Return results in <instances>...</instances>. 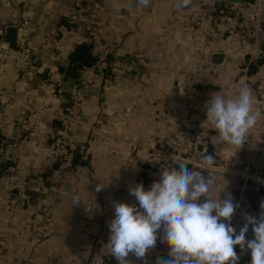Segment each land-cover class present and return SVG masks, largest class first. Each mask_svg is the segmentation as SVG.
Returning a JSON list of instances; mask_svg holds the SVG:
<instances>
[{"label":"crops","instance_id":"obj_1","mask_svg":"<svg viewBox=\"0 0 264 264\" xmlns=\"http://www.w3.org/2000/svg\"><path fill=\"white\" fill-rule=\"evenodd\" d=\"M70 2L10 0L3 9L0 5V166L5 162L1 158L4 144L16 143L14 161L0 174V206L4 205L2 188L22 189L28 206V195L42 189L38 205L43 213L58 212L60 218L54 225L59 234H66L62 241L73 235V250L87 251L88 256L99 252L98 257H91L93 264H118L107 246L113 204L138 206L129 189L143 183L147 190L161 178L162 168L146 145H167L174 138L186 137L195 119L192 106L204 101L186 100L194 75L199 78L197 87L206 89L244 70L238 66L249 56L250 60L255 54L260 56L254 71L246 74L251 75L247 85L254 91L257 124L264 126V45L255 47L238 27L229 5L218 6L217 0H190L182 9L176 7L177 0H150L147 7L137 5L136 0H91L92 13L103 21L101 30L113 51L105 71L95 69L87 83L80 82L79 76L74 80L63 71L74 47L85 43L83 34L68 20L76 9L72 10ZM8 23L17 25L15 47L1 37ZM214 52L224 54L219 65L210 62ZM72 93H78L76 114L65 122L67 96ZM206 118L200 111L196 121L205 124ZM213 133L217 136L215 129ZM223 144V154H218L238 149ZM74 148L84 159L88 157L86 164L75 165L57 193L46 190L48 171ZM259 155L256 160L264 168V149ZM232 171L222 165L204 170L205 176L214 177V199L231 196L234 202L238 183ZM100 184L104 187L97 192ZM74 195L82 200L79 204H73ZM84 201L90 204L89 213L81 212ZM258 202L264 204V196ZM13 215L23 217L26 211H0V219ZM245 215L253 216L240 210L232 217L237 234L246 223ZM28 227L14 234L24 239L33 236ZM253 238L248 231L246 240ZM36 244L30 237L28 243L17 246L32 250ZM164 246L158 237L145 259L133 254L127 259L130 264H157L158 258L164 259L160 253ZM244 253L248 259L243 264H251L250 250Z\"/></svg>","mask_w":264,"mask_h":264},{"label":"clouds","instance_id":"obj_2","mask_svg":"<svg viewBox=\"0 0 264 264\" xmlns=\"http://www.w3.org/2000/svg\"><path fill=\"white\" fill-rule=\"evenodd\" d=\"M150 0H136L147 7ZM190 0H177L182 9ZM254 99L247 86L239 89L236 98L213 93L206 103V121L216 131L214 140L234 147L244 146L249 132L258 123L253 111ZM201 166L211 169L215 159L202 157ZM214 177L190 169L183 161L171 170L162 169L161 178L149 189L143 183L129 189L138 206L114 202V218L108 222L110 236L107 246L118 264H130L133 254L145 259L155 248L158 237L168 248V258L157 264H238L236 246L250 250L251 264H264V212L260 217L245 215L246 223L237 234L231 225L238 205L231 196L214 199ZM97 186L96 191L103 189ZM225 191V189H224ZM224 193V192H223ZM73 196V204H79ZM264 209V204L261 205ZM251 226L254 238L246 240ZM163 233L160 236V233Z\"/></svg>","mask_w":264,"mask_h":264},{"label":"rangeland","instance_id":"obj_3","mask_svg":"<svg viewBox=\"0 0 264 264\" xmlns=\"http://www.w3.org/2000/svg\"><path fill=\"white\" fill-rule=\"evenodd\" d=\"M10 0H0V5L2 8V5L8 6ZM70 5L73 8L83 7L88 12H92L91 0H71ZM26 8V7H25ZM223 8V11L225 12V8ZM3 9V8H2ZM70 16V15H69ZM68 16V18H69ZM69 20V19H68ZM101 20V19H100ZM102 21V20H101ZM103 27V21L101 25V29ZM102 33V30H101ZM102 38L104 41L108 43V41L105 39L103 33ZM109 44V43H108ZM111 52L113 51L112 48L110 49ZM260 56L256 58H252L250 60L249 58L245 59V62H242L238 67L244 68V70H240L238 74L231 75L226 77L225 82L219 85H207L206 89H201L200 85L197 87V80H199L198 77L195 75L193 76V80L191 82L192 87L188 91V95L186 96V100L189 102L191 100H203V103L196 104L192 106L191 113L194 116V121H191L189 130H186L185 136L182 138H174L171 141H168L167 145L165 144H148L146 145V148H149L151 152H153V157L155 156L156 160L158 161V165L162 162V151L168 150L169 152H179L181 156L184 158H188L191 160L194 164L195 162L199 161L197 160L199 157H203L206 155H211L215 159V165L219 166H225L227 169H230L231 171H238L239 169H242V167L245 165V163L248 164V171L249 173H253L252 179L253 180H259L261 184L264 186V174L263 176L258 175V172H264V168L262 166H259L260 163L257 162L256 158H260V150L262 151L264 149V126H259L258 124L249 132L248 138L246 139V143L244 146L238 147L236 151H233L231 153H225V156L222 155V150L224 149V144L222 142H218L214 140V129L213 127L208 123H197L196 116H199L200 111H202L203 114H206V98H209L210 93H220L225 98H236L239 92V89L241 87L247 86L251 89L253 99H254V91L252 89V85L250 84L251 75L246 74L247 67L249 68V65L252 64L255 67V63L259 64ZM246 74V75H243ZM243 75V76H242ZM199 84V83H198ZM235 87H237L235 89ZM201 89V90H200ZM202 91L204 94H202ZM234 92V93H233ZM208 93V95H206ZM234 94V95H233ZM190 95V97H188ZM183 96V95H182ZM185 97V96H184ZM253 105V111L258 113V110ZM187 133H190V135L200 133L203 135V141L205 144V151L203 153L194 152V149L190 148V144L188 142V136ZM255 148H257L255 150ZM260 148V149H259ZM200 150V148H198ZM254 150V151H253ZM222 154H218L221 153ZM225 159H221L224 158ZM188 166H191L187 164ZM192 166H196L193 165ZM76 166H73V168L68 169L64 176L67 175L70 171L75 169ZM229 167V168H228ZM203 174H205L204 170L201 171ZM51 173V169L48 171L47 180L43 187L46 186V190L53 191L54 193H57L55 191H60L62 188L63 180L61 184L57 187H52L49 183V175ZM232 173H234L232 171ZM235 175L236 182L238 183L237 192L239 191V187L241 184V175ZM247 175V174H245ZM244 176V175H243ZM10 190V194H9ZM14 188L10 189H4L2 188V194L1 198H3L4 205L0 206V211H20L24 212L26 211V216L18 217L17 215L9 216L7 219L3 218L0 219V264H90V261L93 264V260L91 257H98V253L94 255H89L88 252L82 250L81 251H75L72 249L74 247L73 242V235H70L67 238V242L62 241V238L66 236V234H59L57 232V227L54 225L56 221L60 218V215L55 210H51L50 212L43 213L41 206H39L38 202H40L41 196L39 190L32 191L33 194L28 195L29 204L26 203L25 195H23L24 191L21 189L16 188V192L13 191ZM18 190H20V194L18 193ZM236 198V197H235ZM234 198V200H235ZM14 199V202H11L10 200ZM25 201V202H24ZM259 201V200H258ZM83 203L88 202H82L81 203V212H88L90 204L88 203V208L84 211L82 210ZM42 204V203H41ZM48 206L47 201L44 203ZM262 203H259V207L256 209L257 213L259 214L262 211L261 206ZM42 207H44L42 205ZM50 207V206H49ZM80 212V214H81ZM23 215V213H21ZM16 216V217H14ZM27 217V218H26ZM84 217V216H82ZM86 218V217H85ZM47 224V225H46ZM26 225H29L28 229L31 228L33 232V236L26 235L25 239L23 238L24 235L16 236L14 234V231H24ZM12 233V234H10ZM32 238L33 244L37 243L39 245H34V248L32 250H25L20 249L19 246L22 243H28L29 238ZM20 238V239H19ZM43 240V241H42ZM48 240V241H47ZM44 242V243H43ZM89 243L88 240H86L85 244ZM40 244H43L41 247ZM66 244V245H65ZM19 245V246H17ZM56 246L57 249H56ZM64 246L67 247V249H60ZM89 247V246H87ZM81 255V258L79 256ZM78 260V261H77ZM81 260V263L79 262Z\"/></svg>","mask_w":264,"mask_h":264},{"label":"built area","instance_id":"obj_4","mask_svg":"<svg viewBox=\"0 0 264 264\" xmlns=\"http://www.w3.org/2000/svg\"><path fill=\"white\" fill-rule=\"evenodd\" d=\"M218 3H227L229 5V11L236 18L237 25L240 29L246 32L248 37L252 40L255 47H260L264 45V0H237L233 4H228L227 0H217ZM69 21L73 24L79 32L84 36V42L90 45L89 52L94 59L92 65L83 68V72L79 71L80 82H85L90 79L91 73L95 71L97 66L105 64L109 55L111 54L110 45L103 40L101 33L102 21L100 18L95 16L92 12H88L83 7H78L69 16ZM258 57L257 54L253 56ZM78 77H73L76 80ZM78 97V93L75 95L69 94L67 96V107L65 108V119L63 121L67 122L72 119L76 114V107L74 106L75 100ZM264 134V132H263ZM188 142L190 148L194 149V152L203 153L206 149L203 135L196 133L188 136ZM202 148L198 150L199 146ZM16 143L7 141L1 151V158L4 161H14L13 151L15 149ZM162 162L161 168L171 170L175 168L178 161H183L185 164H189L190 169H195L197 171H203L208 168H203L201 166L202 157H199L195 164L188 158H184L179 152H169L168 150L162 151ZM196 165V166H192ZM73 150L67 151L63 157L51 168V173L49 175V183L52 187H57L61 184L63 176L68 169L73 168ZM237 175H241V184L239 191L237 192L234 203L238 205L237 210L234 214L243 208L250 205L252 200L257 201L260 198V191L262 189V184L259 180H253V173H249L248 164L236 171ZM247 174V175H245ZM244 175V176H243ZM168 248L165 246L161 250V254L164 259L168 258ZM237 256L239 257L238 264H243L241 255L244 250H236Z\"/></svg>","mask_w":264,"mask_h":264},{"label":"trees","instance_id":"obj_5","mask_svg":"<svg viewBox=\"0 0 264 264\" xmlns=\"http://www.w3.org/2000/svg\"><path fill=\"white\" fill-rule=\"evenodd\" d=\"M217 5H222V3H218ZM1 37L3 38L4 41L8 42V44L12 47L16 46V37H17V25L13 24V23H8L6 28L4 29V31L2 32ZM89 48L90 45L87 43H81L78 44L74 47V49L72 50V52L69 54V62L67 64V66L64 68V73L67 76L70 77H78L79 75V71L82 70L85 67H88L90 65H92V63L94 62L93 57L91 56L90 52H89ZM109 62V59L106 60L105 64L101 65V66H97L96 70L97 71H105L106 70V66ZM255 67L250 64L249 68H248V73H252L254 71ZM190 133H187L186 135L188 136ZM88 157H86L85 159L83 158V154L77 149L74 148L73 149V165H84L87 162ZM10 163L9 162H3L2 166H0V174L2 171L6 170V168H8ZM161 164H159V167L161 168ZM177 167V165H175V168ZM145 182H147V179L145 180ZM264 196V186L262 187L261 191H260V198ZM259 207V202L254 199L252 200V202L250 203V205L246 208H243L242 210H246V212L250 211L252 213V215L254 217L258 218V213L256 212L257 208ZM249 233L254 235L251 226L249 227ZM236 250H241V248L239 246H236L235 248ZM241 259L242 261H245L248 259V256L243 252V254L241 255ZM108 261L110 262L109 259L107 258H103V262Z\"/></svg>","mask_w":264,"mask_h":264},{"label":"water","instance_id":"obj_6","mask_svg":"<svg viewBox=\"0 0 264 264\" xmlns=\"http://www.w3.org/2000/svg\"><path fill=\"white\" fill-rule=\"evenodd\" d=\"M223 55H224L223 52H214L212 54V58H211L210 62L214 65L221 64L223 62V57H224ZM111 57H112V55H109L108 58H111ZM199 148H201V145L199 146ZM83 205H84L83 209L86 210L88 208V203H83Z\"/></svg>","mask_w":264,"mask_h":264}]
</instances>
